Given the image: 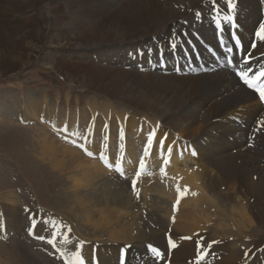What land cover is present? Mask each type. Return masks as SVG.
I'll list each match as a JSON object with an SVG mask.
<instances>
[{"label": "rangeland", "instance_id": "1", "mask_svg": "<svg viewBox=\"0 0 264 264\" xmlns=\"http://www.w3.org/2000/svg\"><path fill=\"white\" fill-rule=\"evenodd\" d=\"M23 1L26 2L27 0H0V264H51V261L53 264H60V260L57 261L59 251L65 255L68 254L67 244L76 238V236L79 239L78 243L86 241L91 244L94 241L100 242L101 245L106 244L108 231L111 227H93L87 224L84 218L86 214L83 209L85 207L88 209L87 206L91 202H88L86 206L80 209L78 204L73 201V194L69 193L72 190L69 177L75 176L79 178L81 176H77L78 173L84 174L86 172L85 168H83L81 170H73L71 173L69 170V161L73 160L75 163H82L86 166L84 161L86 157H90L86 156L88 154L84 153V151L88 152L86 148L89 146L87 141L90 137H94L97 140H104V136L110 139H124L125 137H129L133 141L137 140L129 144L130 146L128 147H126L127 145H117L114 146L115 148H109V152L111 153H106L110 156L111 161L109 162L111 163L112 170L110 171L112 175L107 173L109 176L108 179L123 180L122 182H125L123 184L125 188L119 191L115 187L116 185H114L111 191H109L111 186L106 189L107 195L105 197H107V200L113 198V196L119 198L116 201L117 203H115L117 207L113 203L109 204L110 206L104 207L105 202H102L100 197H97L96 200L100 199L101 201L90 206V213L92 214L91 220H98L100 216L98 211L99 209H103L104 211L102 213L111 214L113 219H121L120 223L125 224L137 221L138 224L141 222L145 230L149 231V233L150 229L155 227L154 234L157 238H160V242L158 243H161L166 230L172 229L168 223V215L170 214L169 220L176 221L179 218V214L184 215L188 213L189 208L192 206L185 203L181 207L182 211L179 209L181 212L178 215H176L177 208L175 214H172L170 209L172 201L174 200V192L172 191L173 185H171L172 181L169 180L168 172L172 171L174 166L179 170L184 168L186 171L194 169L195 167L199 168V164L202 163L201 161L198 162L195 157L199 154V150L206 151L204 144L209 140H212L214 143L224 142L223 144L225 146L218 151L219 154H224L229 150L233 154L236 149H239L233 148L240 143L237 140V134L229 135L227 138H219V140L215 139V137L209 138L210 135L216 133L212 129L213 127H202L200 121L204 115L201 112L197 116L193 115L192 118L195 124L191 126L189 131L191 130L190 132L194 136H181L178 131H171L166 127H162L160 124L153 127L154 124L151 121L156 120V118L149 115V113H143L137 116L135 110L126 106V103L123 102V105L118 103V98L124 96L127 100L128 97L133 100L144 99V95L146 94L143 91H139L132 86L134 90H129L128 92L125 87L118 85V80L115 81L117 84L108 85L105 79H102L105 83V89L108 91L106 93H102L98 86H95V88L92 87L93 89L87 86L92 84L88 77V74H90L89 71H83L82 73H80L81 71H77V69H82L87 63L105 65L106 67L111 65L113 66L111 68L112 71L117 75H120V71L123 70L122 68H127L130 72L141 73L142 76H146V74L142 73H148L149 71L152 75L161 76L159 75L161 71H154L151 67H145V72H143V69L141 71L138 69L139 61L144 56L145 58L151 56L154 51H152L151 39H146L138 43L135 53L131 51L135 45L132 38L140 35L139 32L144 29V22L134 27L132 24L130 26L128 23H123L119 19V14L123 17V12L120 11L119 7L125 5L126 0H31L29 2L33 6H36L32 7V11L29 13L31 18L19 12L20 5L23 4ZM145 1L147 0H143V2ZM80 4L86 5V9L89 11V17L84 18L81 15L78 10L80 9ZM142 4L137 5L141 6ZM94 8L96 12H94ZM174 10L178 12V8H174ZM6 11L10 12L7 14L5 13ZM159 23H161L160 20H158L156 26H160ZM120 41L125 42L124 46H126L125 49L127 51L121 52L120 50H116L113 54L107 55L106 50H115L107 48L117 45ZM72 44L83 45L86 55L84 54L81 57L78 54L74 55L76 56L75 58H71L67 50H69L68 47L72 46ZM12 46L18 54H13V51H8L13 49ZM92 46L95 49H93L91 56L92 54H96L98 56L97 59L91 56L89 57L87 52L88 50H92L88 48H92ZM161 48L163 49V47ZM36 51H38V58L34 60L33 53ZM77 51H80V49H77ZM135 55L138 56L137 59L134 58ZM62 59H72L74 61L80 59L83 60V66L74 68L69 65V62L65 63V60ZM148 64L153 65L146 63L147 66H149ZM172 73L169 69L165 74L170 77L175 75L177 80H180L181 74L177 73L178 75H176ZM141 75L140 80L142 82L146 81L145 83H147V78ZM147 84L145 93H148L152 87L154 89H161L160 86L153 85L151 82ZM118 86L128 93L129 96L126 94L122 95L116 91ZM26 92L30 94L27 95ZM40 92H42L41 94H47L49 99L47 101L50 108L53 109L55 106L57 108L59 107L61 114H66L67 111L69 112V115L66 117L60 115L61 119L63 117L67 120L71 115H75L76 121L80 122V127L76 126L73 131L68 128V121L61 123L64 129L67 126L73 139L67 142L59 137L55 143L57 144V148L61 147L58 149V152L55 151L56 146L54 144L50 145L49 140L50 138H54L58 133L55 129L60 124L58 118L56 119L52 116L51 119L43 120L42 117L30 118L26 116V112L20 106L22 103L20 100L23 97H39L41 95ZM96 93H99V95H95ZM92 97H94L96 102L95 109H99L101 113L105 112L106 119L104 118L102 120L103 123L93 124V121L92 128L94 132L92 130L91 133H87L88 125L82 121L85 115L81 113V110L85 107V102ZM66 100L68 101L66 102ZM106 104H109L107 110H105ZM77 105L80 106L79 109L76 107ZM114 109H119L120 112L118 114L122 111L121 114L124 115L122 117L124 124H133L135 127L139 126L140 128L137 132H133L132 129L130 132L133 134L128 135L130 132L119 123L116 116L117 111ZM238 110L242 112V109L239 108ZM75 112L77 114H73ZM98 114L99 111L92 120H98L100 118ZM232 115H236L237 118L241 117L237 112H234ZM229 117L231 116L227 115L226 118L231 120ZM34 120H37L38 123ZM50 123L52 124L50 125ZM230 124L226 125L229 126ZM33 127L35 129H32ZM235 127L237 128L238 126L235 124ZM260 128L259 126L257 127L261 132H264V128L262 130ZM46 129L50 130L47 133L48 137L45 136L44 131ZM150 133H154L151 141L149 140ZM146 135L148 136V141L145 140ZM153 139L157 140L158 143L160 140L164 141L163 149L157 147L158 145L155 146V151L162 154V157L166 155L167 146L179 148L184 151V154L183 156L181 154V158H179L176 164L171 165L168 169L169 171L166 168V171L162 169L160 163L162 158L159 155L157 159H154L156 161L152 162L153 167H145L147 172L139 176L134 190L133 184L129 179L132 174L134 175L135 171L138 172L137 169L141 163H146L144 160L149 156L150 152L147 146L152 144ZM141 147H145L142 153ZM104 149L107 150L108 148L97 146L94 149L95 153H92L95 155L99 152L105 153ZM256 149L257 147L255 145L251 148L252 151H250L245 159L251 158V155L254 154ZM69 151L76 152L79 158L71 155ZM122 152H124L121 154V156H124L122 162L128 160L127 162L130 161L132 165H135L134 169L132 168L130 171L126 170L128 172L127 174H130L127 175L126 179H121L118 176L117 168H112L114 164L119 166L118 159ZM52 153L55 154L56 158H49V155ZM260 157L264 158V149H262ZM90 159H96L98 162L96 157ZM137 160H140V164ZM98 163L100 164V162ZM225 164L227 166L230 165L227 162ZM209 170L212 177L219 178L220 169L218 166ZM128 185L131 186V189ZM241 185L242 191L244 189L245 191L239 194L240 200H244L247 211L246 215L251 218L250 220H253V225L244 228L241 233H235L229 236L222 235L217 227L215 229L211 228V231L209 230L205 234L208 236L210 233L215 234L214 239L217 241L241 239L240 243L245 249V253L253 252L254 257L259 258V262L264 264V251L261 254V246H264V206L260 204L261 198H257L256 194L252 191L248 192L245 184ZM161 186L162 188L163 186L166 187L167 190L165 192L161 191ZM99 187L100 185L95 183L93 186L86 187L83 190L90 194L93 191L100 190ZM101 188L104 189V187ZM220 188L221 191H213L212 196L214 200H211L210 196H208L209 194L205 192V195L200 199V203L197 202V211L195 212L197 218H201L204 212H210L212 208L217 211L215 207L219 206H225L228 209L227 216L229 219L233 218V214H238L236 209L231 211L229 207L233 202L226 200L231 190L226 185H221ZM137 191L139 195H137ZM206 201L212 207H207ZM140 213L143 218L147 217L149 223L144 219H138ZM235 217L238 218V216ZM219 218L222 220L221 216ZM220 219H218L220 221L219 223L224 224ZM179 220L181 221L183 218L180 217ZM34 222L37 225L35 228L32 227ZM135 225L133 224L132 227L134 228ZM237 226L240 227L241 224ZM232 228L236 227L232 226ZM232 228L229 227V229ZM30 229L33 231V234L30 233ZM192 233H195V230ZM54 234L56 247L47 243V240L52 239ZM169 235L171 233L167 234V236ZM186 235L189 238L194 234ZM38 236H44L45 239H38ZM169 237H176V235ZM145 240L150 241V238L146 237ZM139 241L142 240L138 238L137 240H131L128 244H131L132 247L135 246L134 248H140L142 242ZM108 242V246L110 244L126 245V242L123 240ZM152 242L158 244L157 241L151 240L150 243Z\"/></svg>", "mask_w": 264, "mask_h": 264}, {"label": "bare ground", "instance_id": "2", "mask_svg": "<svg viewBox=\"0 0 264 264\" xmlns=\"http://www.w3.org/2000/svg\"><path fill=\"white\" fill-rule=\"evenodd\" d=\"M29 1L31 0H27L26 2L23 1V4L20 5L19 12H21L22 15L26 14L29 18H31L29 13L32 11V7L36 6H33ZM140 3L143 4L138 6L137 4ZM231 4L232 7H229L227 5V0H217L216 5H213L212 0H147L145 2H143V0H126V4L119 7L120 11L123 12V17L121 14H119V19H121L123 23L126 22L130 26L133 25L134 27H137V25H140L144 22V29L139 32L140 35L132 38V41L135 43V45L131 51L135 53L137 48L136 45L146 39L152 40L151 47H153L152 51H154L151 56H147L146 58L144 56L141 61H139L138 69H140V71L143 69V72H145V67H151L154 69V71H161L159 72L161 74L157 73L161 76L152 75L150 71H147L148 73H142L146 74V76H142L141 73L132 71L130 72V70L127 68H122L124 71H120V75H117L111 69L113 66L110 65L106 67L105 65H94L93 63H87V65H85L82 69H77V71H81L80 73L83 71H89L90 74H88V77L92 84H90L91 86H87L90 88H95V86H98L102 93L108 92L105 89V83L102 81V79H105V82L108 83V85H115L117 84L115 81L118 80V85L125 87L128 92L129 90H134L132 89V86L139 91H143L144 94H146L144 95V99L140 98L138 100H133L128 97L127 100L124 96L118 98V103L120 105H123V102L126 103V106L131 107L132 110H135L137 116H140V114L143 113H149V115L154 116L156 120L153 117L154 120L151 121L154 124L153 127L160 124L162 127H166L171 131H178L181 136H194L193 133L190 132L191 130L189 131L191 126L195 124V121L192 120V118L193 115L197 116V114L202 112L204 117L201 119L200 124L202 127L206 126V128L213 127L212 129H214V132L216 133L214 135H210L209 138L215 137V139L219 140V138H227L229 135L237 134V140L240 141V143L239 145L233 147L239 148L238 150L236 149L233 154L230 153V150L224 154H219L218 151L223 146H225V144H223L224 142L214 143L212 140L207 141L204 144L206 151L203 152L199 150V154H197L195 157L198 162L201 161L202 164H199V168L195 167L194 169L187 171L184 168L179 170L176 166H174L172 171L168 172V169L171 167V165L176 164L179 158H181V154L182 156L184 154V151L179 148H174L172 146L173 151L169 158V163H164L166 155L160 160L162 169L164 171H166V169L168 170L167 172L169 173L170 177V179H168L172 181L171 185H173L172 191L174 192V199L179 193H181L183 196L180 202H178L179 204L176 215L182 211L181 207L185 203L192 205L189 208L190 210L188 213L184 215L179 214V218L176 221L169 220L170 214L168 215V223L172 229H168L166 232L171 233L169 236L176 235V237H171L169 239V246H167L166 243H163L162 245L161 243H158L160 242V238H157V236L154 234L155 227L150 229L149 233V231L145 230L141 222L138 224L137 221H132L125 224L120 223L121 219H113L111 214L102 213L104 211L103 209H99L98 211V213H100L98 220H91L92 214L90 213V206H93L94 203L98 201L100 202L102 200V202H105L104 207L111 203H113L115 206V203H117L116 201H118V197L113 196V198L109 200H107V197H105L107 195L106 189L108 187L111 186L109 191L114 188V185H116L115 187H117V190L119 191H122L125 188L123 185L125 182H122L123 180H114L113 178L108 179L109 176L107 173L110 175V171L112 170H107V167L109 166L108 163L107 167H105L101 162L106 157L104 153H101L103 157L100 158V164L96 161V159H90L94 157L93 153H95V147L102 146L107 147L108 149L115 148L114 146L117 145H127L126 147H128L130 146L129 144H132L137 140L133 141L129 137H125L124 139H110L109 137L105 136L103 137L104 140H97L94 137H90L87 141L89 146L86 149L88 152L93 153L89 155L88 152L84 151V153L88 154L86 156L90 157H86V160L84 161L86 166H84L82 163H75L73 160L69 161V170L71 173L76 169L81 170L85 168L86 170L84 174H77V176H81L79 178L75 176L69 177L71 182L70 187L72 189L69 193L73 194V201L78 204L80 209H82L83 206H86L88 202H91V204L87 206L88 209L86 207L83 209L86 214L84 218L87 224L93 227L108 226L111 227V229L108 231V239L106 240V244L103 245H101L100 242L94 241H92L93 243L91 244L87 243L86 241L78 243L79 239L77 236L76 238L72 239L67 244L69 264H76L74 258V253L76 252L80 253L85 261V264H117L120 257V250H117L118 246L111 244L108 246V241L114 242L115 240L116 242V240H123L126 243H130L131 240H137L138 238L143 242L149 241L145 240L146 237L150 238V240L157 241V243L160 245L158 249H160L162 252L161 259L164 260L169 258L167 264H261L259 262V258L254 257L253 252H247V254L245 253V249L240 243L241 239L236 238L235 240L217 241L214 239V236H216L215 234L210 233L209 236L205 234L209 230L211 231V228L215 229L217 227L222 235L229 236L235 233H241L244 228H247L249 225H253V220H250L251 218L247 217L246 215L247 211L244 200H240L239 194L245 191V189L242 191L241 184L246 185L248 192L252 191L254 194H256L257 198H261L260 204L264 206V158L260 157L262 154V149H264V132H261L259 129H257L258 126L259 128L261 127V130L264 128V108L260 106L256 96L249 90H246L244 85L240 84L232 73H230L228 70H225V68H219L221 62L210 56V54L206 53L207 48L210 49V52L214 50L217 51V41L214 39V34L215 36L221 35L224 38L223 41L229 38V24L228 20H225L224 17L234 16L236 18V22L233 28V38L242 42L244 53L247 52L249 57L252 59V62L248 65H251L255 72L259 71L261 66H264V41H261L257 36L255 39L253 35H256V33L260 30V25L264 24V19L262 20L260 15L261 13H264V0H231ZM174 8H178V12L174 10ZM78 10L84 18L90 16L88 15L89 11L86 9V5L80 4V9ZM93 10L96 12L95 8ZM216 11H220L222 14L217 15ZM8 12L10 11H6L5 13L8 14ZM211 14H213L215 17L214 22ZM158 20L161 21V23H159L160 26H156ZM218 26H221V28L218 29ZM252 40L255 41L254 44H252ZM124 45L125 42L120 41V43L117 45L108 47L107 49L115 50H106L107 55L113 54L116 50L126 52V46ZM83 47L84 46H80V44H72V46L68 47L69 50H66L69 51V56L71 58H75L76 56L74 55L78 54H80L82 57L85 54ZM161 47H163V49ZM88 48L92 49L87 51L90 57L93 49L95 48L94 46H92V48ZM77 49H80V51H77ZM8 51H13V54H18L14 48ZM186 52L190 54V60L183 56L186 54ZM33 57L34 60H37L38 51L33 53ZM91 57L97 59L98 56L96 54H92ZM137 57L138 56L135 55L134 58L137 59ZM166 57L171 58V62L168 64L164 63V59ZM179 57H183L184 60L189 61V64H185L183 61H178L177 59H179ZM83 58L88 59L86 57ZM235 59L237 61L238 57L235 56ZM62 60H65V63L69 62V65L73 66L74 68L83 66V60L80 59V61L78 59V61H74L72 59ZM118 60L120 61V59ZM146 63L153 65L148 64L149 66H147ZM171 65L172 68L174 65L175 68H179V74L182 75L180 80H177L175 75H173V78L165 74L169 71ZM248 65H243L242 67L247 68ZM202 66L208 69L207 72H201L200 68ZM195 68H197V71L196 74H193V70ZM140 75L147 78V83L151 82L153 85L160 86L161 89H154L152 87L148 93H145V90L147 89L146 86L148 84L145 83L146 81L142 82L140 80ZM119 86L117 87L116 91L120 92L122 95H128V93L123 91ZM41 93L42 92H40V94ZM29 94L27 93V95ZM97 94L99 95V93H96L95 95ZM94 97H92L90 100H87L85 102V107H83V110H81V113L85 115V118L82 121L86 122L88 125L86 130L87 133L92 132L93 124L103 123L102 120L104 118L106 119L105 112L101 113L99 109H95L94 106H96V102ZM47 100L49 99L46 93L41 94L39 97H23L22 100H20L22 102H20V106H22L26 112V116H29L30 118L42 117V120L51 119V116L56 119L58 118L60 124L55 127L58 133L56 136H54V138L49 139L50 145L54 144L56 146L55 151L58 152V149L61 147L57 148V144H55L56 140L60 137L67 142L72 141L73 138L69 129H72L73 131L76 126L80 127V122L76 121L75 115H71L67 120L63 117L61 119L60 115L66 117L69 115V112L67 111L66 114H61L59 107L57 108L54 104L55 107L53 109L50 108ZM67 101L68 100H66V102ZM76 107L79 109L80 106L77 105ZM108 107L109 104H106L105 110H107ZM239 108L242 109V112L238 110ZM114 110L117 111L116 116L119 123H121L125 129H128L129 132L130 130L132 131V129L133 132H137V130L140 128L139 126L135 127L133 124H124L122 119L124 115L121 114L122 111L120 114H118L120 112L119 109ZM98 111V116L100 118L98 120H92L97 115ZM234 112H237V114L241 116L238 117L237 120L240 122L242 127L238 126L236 128L235 120L226 118L227 115L231 116L234 114ZM73 114H77V112ZM87 117L89 119L88 121ZM34 121L38 123L37 120ZM66 121L69 122V129L67 126L64 129L63 124H61L66 123ZM52 123H50V125ZM226 124L230 125L227 126ZM233 125L234 127H232ZM32 129L35 128L33 127ZM44 132L45 136L48 137L47 133L50 132V130L46 129ZM131 134L133 133L130 132L128 135ZM145 140H148L147 135ZM153 140L154 141L152 144L147 146L150 152L149 156H147L144 160L146 161V167H153L154 165L152 162L156 161L154 159H157L158 156L161 155L155 151V146L160 144L157 142V140ZM68 145L70 146V144ZM255 145L257 149L255 150L254 154L251 155V158L249 157V159H245V157L249 155L250 151H252L251 148H253ZM69 153L79 158V155L76 152L69 151ZM135 155L137 154L135 153ZM49 158H56L55 154H50ZM127 161L122 162L125 165L126 170L130 171L132 168L134 169L135 165H132L130 161ZM226 162L230 165L227 166L225 164ZM217 166L220 169L219 178L212 177L209 173V169L212 170ZM123 171L125 172V170ZM95 183L100 185L99 188L101 191L96 190L89 194L83 190L86 187L93 186ZM177 185L180 187L179 193L177 191ZM221 185H226L231 190L226 197V200L233 202L229 207L231 208V211L236 209L238 214H233V218L229 219L227 216L228 209L225 208V206H219L215 207L217 211L212 208L210 212H204L201 218H197L195 215L198 205L197 202L200 203V199H202L203 195H205V192L209 194L208 196H210L211 200H214V197L212 196L213 191H221ZM101 187H104V189ZM185 189H187V193L183 194ZM166 190V187L163 186L162 188L161 186V191L165 192ZM118 194L120 193L118 192ZM97 197H100L101 200H96ZM206 203L207 207H212V205L207 201ZM141 210H143V208H141ZM141 213L138 215V219H144L147 221V217L143 218ZM220 216L222 217V220L219 218ZM235 216H238V218ZM180 217H182L183 220L180 221ZM218 219H220L224 224L219 223L220 221H218ZM133 224H136L134 228L132 227ZM240 224V227L237 226ZM232 226L236 228H232ZM229 227L232 229H229ZM134 230L135 236L133 234ZM194 230L195 233H192ZM183 234L184 236L182 237ZM186 234L194 235L188 238L186 237ZM88 249H92L91 252L90 250L85 252ZM200 251L206 253V256L204 260L197 262V255ZM98 253L100 254L97 256ZM135 253L136 252H132L131 250L127 251L128 258L133 256L136 258L134 262L135 264H159L156 262L158 260L156 255L154 256L152 252H147V250H144L143 252H139L137 254ZM127 257L124 264H128ZM51 264H53L52 261Z\"/></svg>", "mask_w": 264, "mask_h": 264}, {"label": "snow or ice", "instance_id": "3", "mask_svg": "<svg viewBox=\"0 0 264 264\" xmlns=\"http://www.w3.org/2000/svg\"><path fill=\"white\" fill-rule=\"evenodd\" d=\"M212 3H213V5H216L217 0H212ZM227 5L229 7H232L231 0H227ZM224 19L225 20H229V19H231V17L225 16ZM256 36L261 41H264V24L260 25V30L256 33ZM236 43H237V45L240 43L238 39H237ZM253 46H255V45H253ZM229 50H231V49H229ZM246 64H247V62H246ZM248 67L250 68V65H248ZM240 76L243 79L244 83L249 88H254L257 92H259L260 99L261 100H264V83H258V81L262 77H264V66H261L260 72L256 76H253V77L249 78L247 71L241 72L240 73ZM153 136H154V133H150L149 134V140L150 141L153 138ZM159 144L163 147L164 146V141L163 140H160L159 141ZM172 151H173L172 147L171 146H167V149H166V159L164 160V163L165 164H167V163L170 162L169 158H170V156L172 154ZM88 154L91 155L92 153L89 152ZM193 154H195V153H193ZM145 167H146V165L144 163H141V165H140L141 170H143ZM149 174H151V173H149ZM140 175H142V171H138L136 173V179H138ZM136 179L133 180V189L134 190H135ZM177 191L180 192L179 185H177ZM186 193H187V189L184 190V193L183 194H186ZM137 195H139L138 191H137ZM32 227H34V228L37 227V225H36L35 222L33 223ZM37 238L38 239H41V240L45 239L44 236H38ZM47 243L51 244L53 247H56L55 234L53 235V238L52 239H48L47 240ZM148 248L156 256H159L160 255L159 250L157 248L153 247L152 245H148ZM205 256H206V253H204L203 251H200L198 253V255H197V262L204 260L205 259ZM74 258H75L76 264H85V261H84L83 257L80 255L79 252L74 253Z\"/></svg>", "mask_w": 264, "mask_h": 264}]
</instances>
